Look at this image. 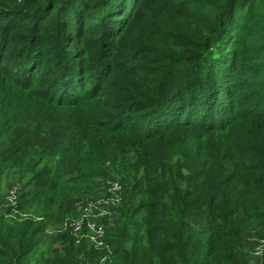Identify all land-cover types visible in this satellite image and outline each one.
Masks as SVG:
<instances>
[{
  "label": "trees",
  "instance_id": "trees-1",
  "mask_svg": "<svg viewBox=\"0 0 264 264\" xmlns=\"http://www.w3.org/2000/svg\"><path fill=\"white\" fill-rule=\"evenodd\" d=\"M110 176V264H249L264 0H0V196L18 182L19 211L43 218L0 215V264L99 259L48 228Z\"/></svg>",
  "mask_w": 264,
  "mask_h": 264
},
{
  "label": "built area",
  "instance_id": "built-area-1",
  "mask_svg": "<svg viewBox=\"0 0 264 264\" xmlns=\"http://www.w3.org/2000/svg\"><path fill=\"white\" fill-rule=\"evenodd\" d=\"M18 182L11 183L0 196V215L10 219L42 220L40 215L21 212L17 208ZM123 187L113 176L94 179L91 187L84 189L72 198L68 213L59 220L55 228L49 225L48 232L55 236L67 232L75 246L85 243L88 249L102 251V256L87 259L84 264H110L111 249L105 242V233L113 228L122 199ZM252 236V235H249ZM247 249L249 264H264V237L251 239Z\"/></svg>",
  "mask_w": 264,
  "mask_h": 264
},
{
  "label": "rangeland",
  "instance_id": "rangeland-1",
  "mask_svg": "<svg viewBox=\"0 0 264 264\" xmlns=\"http://www.w3.org/2000/svg\"><path fill=\"white\" fill-rule=\"evenodd\" d=\"M111 166H112V163H110V162L107 163V169H110ZM11 180L12 179H10V177L7 179L8 182H10ZM5 187H7V186H5ZM4 192H5V188L3 190L2 195L4 194ZM58 222H59V218L51 219V224H52L51 228H55ZM249 235H252V236H249ZM263 235H264V225L260 222L258 223L255 220H253L251 230L245 231L242 235L243 245H245L247 248H250L248 246L249 245L248 242L251 239L263 238ZM62 243L63 242L59 241V242H56L55 244H51L50 250L53 252L60 251V249L62 248Z\"/></svg>",
  "mask_w": 264,
  "mask_h": 264
}]
</instances>
